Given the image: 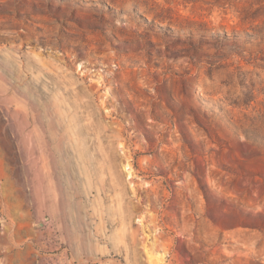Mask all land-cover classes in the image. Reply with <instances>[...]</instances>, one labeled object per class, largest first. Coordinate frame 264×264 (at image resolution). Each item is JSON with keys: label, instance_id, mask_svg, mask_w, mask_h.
Wrapping results in <instances>:
<instances>
[{"label": "rangeland", "instance_id": "374dc122", "mask_svg": "<svg viewBox=\"0 0 264 264\" xmlns=\"http://www.w3.org/2000/svg\"><path fill=\"white\" fill-rule=\"evenodd\" d=\"M0 264H264V0H0Z\"/></svg>", "mask_w": 264, "mask_h": 264}]
</instances>
